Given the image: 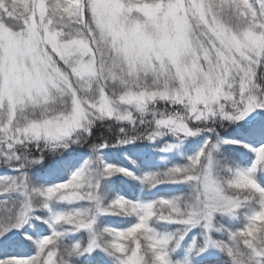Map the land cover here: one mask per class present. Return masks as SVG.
<instances>
[{"label":"snow or ice","instance_id":"6c2138e0","mask_svg":"<svg viewBox=\"0 0 264 264\" xmlns=\"http://www.w3.org/2000/svg\"><path fill=\"white\" fill-rule=\"evenodd\" d=\"M0 264H264V0H0Z\"/></svg>","mask_w":264,"mask_h":264}]
</instances>
